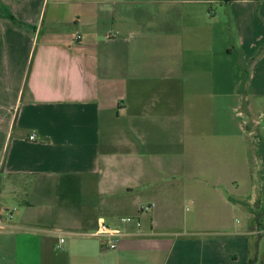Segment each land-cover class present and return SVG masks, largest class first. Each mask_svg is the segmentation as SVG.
I'll return each mask as SVG.
<instances>
[{
	"label": "crops",
	"instance_id": "obj_1",
	"mask_svg": "<svg viewBox=\"0 0 264 264\" xmlns=\"http://www.w3.org/2000/svg\"><path fill=\"white\" fill-rule=\"evenodd\" d=\"M1 1L0 264H249L245 231L187 230L180 215L212 155L160 146L176 99L223 81L217 59L236 56L264 99V0ZM147 90L154 105L132 102ZM63 179L75 184L60 201ZM99 219L125 232L117 249L90 234Z\"/></svg>",
	"mask_w": 264,
	"mask_h": 264
},
{
	"label": "rangeland",
	"instance_id": "obj_2",
	"mask_svg": "<svg viewBox=\"0 0 264 264\" xmlns=\"http://www.w3.org/2000/svg\"><path fill=\"white\" fill-rule=\"evenodd\" d=\"M47 27L49 24L45 22L43 29ZM215 63L223 64L220 67L223 81H215L214 89L207 97L176 99L173 109L180 111L176 114L180 121H166L163 131L165 143L160 148L168 154L187 149V153L199 156L212 155L207 160H200L196 193L182 196L179 212L187 221V230L213 233L245 231L246 241H254L255 251H258L255 264H264V230L260 239L257 233V223L264 227V99L251 98L245 89V77L239 79L238 76L236 56L226 62L228 65L222 59ZM224 76L229 78L228 82ZM139 84L152 89L156 83ZM155 96L156 93L151 94L147 90V96L132 99V102L152 106L157 100ZM120 124L124 125V120H119L114 127V137H120ZM209 166H212L213 173L204 175L202 172ZM59 182V189L61 193L63 191L60 201L72 198L73 189L70 187L75 184V179ZM65 192L71 196L64 195ZM10 204L12 208L16 206L15 202ZM16 207L20 212L26 209L23 204ZM41 210V206L30 208L35 215ZM15 218L19 219V214ZM65 240L57 252L64 251L68 244L66 237ZM254 256L253 253L252 258Z\"/></svg>",
	"mask_w": 264,
	"mask_h": 264
},
{
	"label": "built area",
	"instance_id": "obj_3",
	"mask_svg": "<svg viewBox=\"0 0 264 264\" xmlns=\"http://www.w3.org/2000/svg\"><path fill=\"white\" fill-rule=\"evenodd\" d=\"M30 140L36 139V134L29 136ZM121 222L125 224L135 223L138 228L141 227V222L136 217L125 216L121 218ZM95 236L102 237L104 239V246L107 249H117L121 238L125 235V232L118 227H111L106 224L102 219H99L97 227L90 233ZM65 242V238L61 237L58 248H62V244Z\"/></svg>",
	"mask_w": 264,
	"mask_h": 264
},
{
	"label": "trees",
	"instance_id": "obj_4",
	"mask_svg": "<svg viewBox=\"0 0 264 264\" xmlns=\"http://www.w3.org/2000/svg\"><path fill=\"white\" fill-rule=\"evenodd\" d=\"M226 1H231V0H226ZM4 13H5V7L2 5V1L0 0V15H2ZM11 18L14 19V16L11 15ZM259 226H260V230L263 231L264 227H263L262 223H259ZM255 262H254V264H255ZM252 263H253V258L250 260L249 264H252Z\"/></svg>",
	"mask_w": 264,
	"mask_h": 264
},
{
	"label": "water",
	"instance_id": "obj_5",
	"mask_svg": "<svg viewBox=\"0 0 264 264\" xmlns=\"http://www.w3.org/2000/svg\"><path fill=\"white\" fill-rule=\"evenodd\" d=\"M257 228H258V239H260V237H261V230H260L259 223H257ZM257 253H258V251H256V253H255V256H254V258H253V263H252V264H254V262H255L256 259H257Z\"/></svg>",
	"mask_w": 264,
	"mask_h": 264
}]
</instances>
